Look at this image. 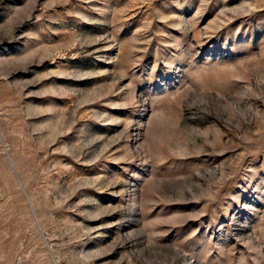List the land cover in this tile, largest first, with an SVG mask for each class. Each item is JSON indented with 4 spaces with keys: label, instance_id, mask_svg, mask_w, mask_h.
Segmentation results:
<instances>
[{
    "label": "rangeland",
    "instance_id": "obj_1",
    "mask_svg": "<svg viewBox=\"0 0 264 264\" xmlns=\"http://www.w3.org/2000/svg\"><path fill=\"white\" fill-rule=\"evenodd\" d=\"M0 264H264V0H0Z\"/></svg>",
    "mask_w": 264,
    "mask_h": 264
}]
</instances>
